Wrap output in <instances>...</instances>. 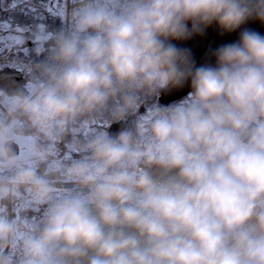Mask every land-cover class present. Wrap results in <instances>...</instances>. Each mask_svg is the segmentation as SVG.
<instances>
[{
	"label": "clouds",
	"instance_id": "obj_1",
	"mask_svg": "<svg viewBox=\"0 0 264 264\" xmlns=\"http://www.w3.org/2000/svg\"><path fill=\"white\" fill-rule=\"evenodd\" d=\"M52 13L25 55L22 37L0 52L23 78L0 79V264H264V35L243 27L264 24V0H58ZM213 25L242 30L197 65L174 42Z\"/></svg>",
	"mask_w": 264,
	"mask_h": 264
},
{
	"label": "flooded vegetation",
	"instance_id": "obj_2",
	"mask_svg": "<svg viewBox=\"0 0 264 264\" xmlns=\"http://www.w3.org/2000/svg\"><path fill=\"white\" fill-rule=\"evenodd\" d=\"M58 0H0V23L2 24L4 44L6 42L15 41L17 38H23L18 45L20 56L25 55L24 49L31 46V41L27 39L30 30L34 25L47 23L51 26H58L60 21L55 19L52 9L57 6ZM3 45L0 47V52H3ZM5 71L4 82L9 83L8 79L16 82L22 81V76L10 69L4 68L0 70V74ZM179 101V100H178ZM177 102V101H175ZM144 109L142 108L141 111ZM103 127L99 124L77 132V135H86L89 132H95L97 128ZM121 127L120 124H113L109 129L110 132H116ZM73 139L72 135L66 137L65 141L55 147L54 153L50 162L55 163L62 161L69 154V145ZM5 211L15 213L18 217L20 210L9 206ZM35 218V213H29Z\"/></svg>",
	"mask_w": 264,
	"mask_h": 264
},
{
	"label": "water",
	"instance_id": "obj_3",
	"mask_svg": "<svg viewBox=\"0 0 264 264\" xmlns=\"http://www.w3.org/2000/svg\"><path fill=\"white\" fill-rule=\"evenodd\" d=\"M243 27L257 31L264 35V24H261L259 21H249ZM241 30H237L236 32L230 34L221 35L218 28L213 25L206 30V33L203 36L197 35L190 40L176 41L174 43H177V45L180 47L189 48L191 50L192 57L197 65L203 63H214V57L211 55V53L221 45L237 41L239 38V32ZM4 78L5 71L0 74V79ZM8 84L9 83H7L6 86ZM189 91L190 87L186 85L179 91H173L169 94H163L160 97V103L169 104L178 101L185 97Z\"/></svg>",
	"mask_w": 264,
	"mask_h": 264
},
{
	"label": "rangeland",
	"instance_id": "obj_4",
	"mask_svg": "<svg viewBox=\"0 0 264 264\" xmlns=\"http://www.w3.org/2000/svg\"><path fill=\"white\" fill-rule=\"evenodd\" d=\"M0 17H1V14H0ZM4 40H5V38H4V35H3L2 24L0 23V47L2 45H4Z\"/></svg>",
	"mask_w": 264,
	"mask_h": 264
}]
</instances>
